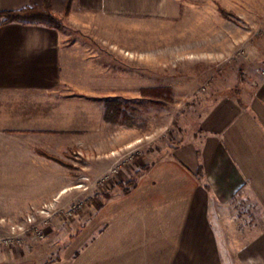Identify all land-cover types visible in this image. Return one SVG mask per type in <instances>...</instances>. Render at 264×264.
Segmentation results:
<instances>
[{
	"label": "crops",
	"instance_id": "obj_1",
	"mask_svg": "<svg viewBox=\"0 0 264 264\" xmlns=\"http://www.w3.org/2000/svg\"><path fill=\"white\" fill-rule=\"evenodd\" d=\"M50 1L61 15L65 0ZM184 1L71 0L53 27L4 22L42 0H0V214L70 188L65 166L47 155L65 162L74 146H101L100 88L86 61L95 39L175 20ZM260 89L246 109L216 108L199 147L151 157L133 188L95 207L66 248L65 228L54 232L62 244L46 264H264V79Z\"/></svg>",
	"mask_w": 264,
	"mask_h": 264
},
{
	"label": "rangeland",
	"instance_id": "obj_2",
	"mask_svg": "<svg viewBox=\"0 0 264 264\" xmlns=\"http://www.w3.org/2000/svg\"><path fill=\"white\" fill-rule=\"evenodd\" d=\"M181 8L175 20L144 21L143 33L95 39L94 48L87 50L86 61L93 58L97 78L94 86L100 88L96 107H101L103 142L70 148L65 162L53 159L65 166L70 188L53 198L65 213L37 217L43 239L29 234L19 236L22 245L2 244L11 228L50 201L16 216L0 214V264L49 263L62 244L54 232L65 228L66 248L95 207L133 188L150 159L189 143L199 147L208 135L203 124L216 108L233 102L246 109L259 94L264 0H190ZM77 202L80 207L74 210ZM235 209L233 215L240 217L241 210Z\"/></svg>",
	"mask_w": 264,
	"mask_h": 264
},
{
	"label": "built area",
	"instance_id": "obj_3",
	"mask_svg": "<svg viewBox=\"0 0 264 264\" xmlns=\"http://www.w3.org/2000/svg\"><path fill=\"white\" fill-rule=\"evenodd\" d=\"M117 170L115 168L112 167V169L110 170V173H116ZM108 176H105L104 178H102L100 181L103 182L105 179H107ZM51 201H54L53 199ZM50 201V202H51ZM46 203V205L35 208L34 211L31 212L30 215H27L26 218H24L25 222L16 226V228H11V235L8 236L7 238H5L2 241V244H4V246H9L10 245H15L16 243L19 245H22L21 243L23 242L21 238H19V236H26V235H31L33 237H35L36 239H43L44 237V230L43 227H40L39 223H37V217L41 216L44 217L45 219H49L52 218L55 213H59L60 210H64L61 208H58L56 206L55 201L51 202V203ZM80 207L79 202L75 203L73 205V209H77ZM57 208V209H56ZM55 209V210H54ZM73 210H67L66 214L71 215ZM63 213H65V211H63ZM43 223L45 225H47L46 220L43 221ZM17 229L20 230L19 232H17ZM17 234V235H16Z\"/></svg>",
	"mask_w": 264,
	"mask_h": 264
},
{
	"label": "trees",
	"instance_id": "obj_4",
	"mask_svg": "<svg viewBox=\"0 0 264 264\" xmlns=\"http://www.w3.org/2000/svg\"><path fill=\"white\" fill-rule=\"evenodd\" d=\"M42 6H28L17 11L7 12L3 14L4 22H24L35 23L46 26L56 27L59 25L63 17H66L70 11L71 0H65L63 12L61 15L54 14L51 9L50 0H42ZM52 159L57 160L54 156H49Z\"/></svg>",
	"mask_w": 264,
	"mask_h": 264
}]
</instances>
